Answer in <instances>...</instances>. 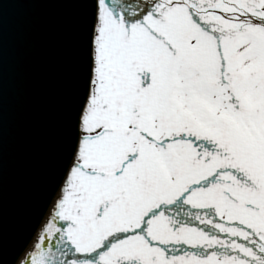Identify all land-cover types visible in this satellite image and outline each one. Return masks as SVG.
<instances>
[{
    "label": "snow or ice",
    "instance_id": "snow-or-ice-1",
    "mask_svg": "<svg viewBox=\"0 0 264 264\" xmlns=\"http://www.w3.org/2000/svg\"><path fill=\"white\" fill-rule=\"evenodd\" d=\"M11 2L70 9L83 36L16 264H264V0Z\"/></svg>",
    "mask_w": 264,
    "mask_h": 264
},
{
    "label": "water",
    "instance_id": "water-1",
    "mask_svg": "<svg viewBox=\"0 0 264 264\" xmlns=\"http://www.w3.org/2000/svg\"><path fill=\"white\" fill-rule=\"evenodd\" d=\"M82 58L79 19L70 9L5 4L0 14V264H14L46 211Z\"/></svg>",
    "mask_w": 264,
    "mask_h": 264
},
{
    "label": "bare ground",
    "instance_id": "bare-ground-1",
    "mask_svg": "<svg viewBox=\"0 0 264 264\" xmlns=\"http://www.w3.org/2000/svg\"><path fill=\"white\" fill-rule=\"evenodd\" d=\"M45 214H46V211H44L43 216H44ZM43 216L40 218L38 224L41 222ZM37 226H38V225H37ZM37 226H36V227H37ZM32 235H33V233H32ZM31 237H32V236H31ZM30 239H31V238H30ZM29 243H30V240H29V242L27 243V245L25 246V248H23V251L19 254V256H22V255H23V253H24V251L26 250V247L29 245ZM16 259H17V258H16ZM16 259H15V260H16ZM14 264H16V261L14 262Z\"/></svg>",
    "mask_w": 264,
    "mask_h": 264
}]
</instances>
